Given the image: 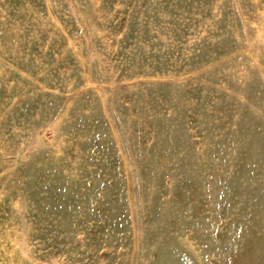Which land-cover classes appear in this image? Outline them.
<instances>
[{
  "label": "rangeland",
  "instance_id": "rangeland-1",
  "mask_svg": "<svg viewBox=\"0 0 264 264\" xmlns=\"http://www.w3.org/2000/svg\"><path fill=\"white\" fill-rule=\"evenodd\" d=\"M0 264H264V0H0Z\"/></svg>",
  "mask_w": 264,
  "mask_h": 264
}]
</instances>
